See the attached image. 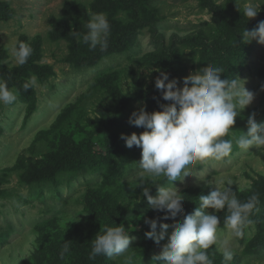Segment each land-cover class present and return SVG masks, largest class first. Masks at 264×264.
I'll list each match as a JSON object with an SVG mask.
<instances>
[{
	"label": "rangeland",
	"instance_id": "1",
	"mask_svg": "<svg viewBox=\"0 0 264 264\" xmlns=\"http://www.w3.org/2000/svg\"><path fill=\"white\" fill-rule=\"evenodd\" d=\"M132 1L0 0V5L7 4L11 10L0 19V79L17 95L12 104L0 103V264H98L103 257L89 259L92 241L103 228L120 225L132 238L131 249L121 256H104L107 264H127L129 256L131 264H153V255L160 254L167 238L160 245L147 239L145 233L151 229L145 220L162 218L165 213L154 211L148 205L143 189L150 188V194L156 197V186L167 187L169 181L159 177L154 184L146 176L147 181L137 184L131 177L138 170L142 149L137 146L130 149L122 140L120 154L111 148L110 137L115 132L120 138L122 134L139 135L145 131L131 125L129 119L141 108L148 112V103L138 100L124 111L123 99H117L115 94L128 99L142 89L155 86L159 75L156 70L164 65L160 51L165 47L186 38L201 40L203 30L210 33L207 36L210 39L223 37L225 45L218 47L211 61L225 60L226 51L233 54L237 60L234 65L240 68L237 79L254 94L253 102L236 117L234 135L247 134L248 117L253 113L257 123L264 124V44L251 42L250 49L237 53L234 38L227 39L219 30L217 17L220 14L216 15V10L209 7L201 8L198 1L138 0L155 8L141 18L148 24L139 29L136 41L128 50L111 54L94 65H80L77 57H73V51L79 49L81 42L75 45L66 39L55 40L53 19H68L69 6L76 10L74 16L78 8L81 9L80 19L85 21L86 13L111 16L113 3H118L117 21L125 22V27L130 28L135 16L124 7L133 6ZM212 1L219 8L229 7L230 2L242 7L244 2ZM252 2L260 6L258 15L264 14V0ZM239 13L241 20L244 19ZM153 23L156 24L153 26ZM207 24L209 29H205ZM20 41L31 45L33 54L29 61H33L36 68L13 62L10 49ZM192 49L182 47L177 75L166 71L170 74L169 80H179L180 87L185 77L202 69ZM224 67L221 68L224 70ZM229 74L227 67L221 76ZM33 75L37 77L33 88L36 97L28 99L15 85ZM34 105L37 109L30 114ZM116 108H122L125 115L118 127L110 125L112 109ZM67 111L71 118L57 126ZM84 138L87 154L94 157H87L74 169L66 164L56 168L59 165L56 158L72 162L73 157L69 158L64 147L69 139L80 142ZM231 138L230 135L228 139ZM188 169V177L172 182L184 200L183 215L161 219L160 223L183 222L185 215L199 207V196L213 190L191 175L193 172L203 171L201 179L204 180H223L224 186H229L227 182L231 180V188L242 202L257 194L255 184L264 177V149L259 151L253 147L245 152L234 144L229 157L189 165ZM244 181L249 183L244 185V191H239L238 183ZM95 200L104 203L105 208L93 207ZM208 211L219 216L220 211ZM222 212L227 215L226 209ZM259 219L264 222V207L257 212V222ZM220 220L222 223L223 218ZM219 227L223 228L221 224ZM171 230L170 227L169 233ZM226 232L224 229L220 233L221 238ZM65 242L69 243L70 250L61 258ZM81 244L87 245L89 250L85 251ZM232 247L234 257L229 264H264V223H252L246 228L244 239H234ZM208 254L213 264H225L219 247L213 246Z\"/></svg>",
	"mask_w": 264,
	"mask_h": 264
},
{
	"label": "clouds",
	"instance_id": "2",
	"mask_svg": "<svg viewBox=\"0 0 264 264\" xmlns=\"http://www.w3.org/2000/svg\"><path fill=\"white\" fill-rule=\"evenodd\" d=\"M235 4L247 21L255 19L261 10L252 0H244L242 7L239 3ZM85 27L86 33L72 32L78 43L87 45L89 50L108 47L111 25L105 13H91ZM240 35L244 44L253 40L264 44V21H260L251 31L245 28ZM32 54L31 45L25 41L18 42L10 49L13 62L20 66L25 65ZM156 71L159 75L155 79V88L161 91L164 101L171 103L161 104L162 111L148 113L141 108L133 112L129 123L145 131L139 135L122 134L120 137L128 148L137 146L142 149L138 170L131 179L137 184L147 180L155 184V179L159 177L169 181L167 187L155 185L158 191L156 197L150 194V188L143 189L148 205L154 211L165 213L162 218L145 220L151 229L145 233L147 239L160 245L167 238L160 254L153 255V264H213L208 254L213 246L219 247L223 261L229 264L234 257L232 241L243 238L245 229L253 223L250 216L259 202L257 194L242 202L237 192L232 190L231 180L227 182L229 186H224L223 180H204L201 179L203 171L193 172L191 175H195L198 181L206 182L213 190L208 195L199 196V207L192 214L185 215L183 222L169 225L160 223V220L183 215L184 200L172 182L188 177L189 165L229 157L234 144L245 152L253 147L259 151L264 149V124L257 123L255 113L248 117L247 134L236 137L233 131L236 117L253 102L254 94L237 78L221 79L224 70L211 64L185 77L182 88L178 86L179 80H169L167 72ZM36 85L37 77L33 75L23 83L22 88L27 91ZM16 99L15 90L0 79V103L12 104ZM230 135L231 139L226 138ZM146 176L149 179L146 180ZM248 183H238L239 191H244V185ZM209 209L215 212L226 209L223 228L219 227L220 217L209 212ZM170 227L172 230L169 233ZM224 229L227 232L221 238L220 233ZM131 242L132 238L123 225L105 227L92 241L89 259L124 255L131 249ZM69 250V243L65 242L61 258ZM126 260L127 264H131L132 257Z\"/></svg>",
	"mask_w": 264,
	"mask_h": 264
},
{
	"label": "trees",
	"instance_id": "3",
	"mask_svg": "<svg viewBox=\"0 0 264 264\" xmlns=\"http://www.w3.org/2000/svg\"><path fill=\"white\" fill-rule=\"evenodd\" d=\"M130 1V0H129ZM177 2H189L191 0H176ZM198 1L200 4L201 8H211L216 10V15L220 14L217 17V22L220 25V32L226 35L227 39L234 38L235 44L234 47L238 49L237 53H241L244 50L250 49L249 44H244L243 43V37L240 35L245 28H247L249 31L255 29L257 25L259 24L260 21H264V14L258 15L257 19H252L248 20L246 18L241 20L239 10L237 9V6L235 3L230 2L229 7H224V8H219L216 7L214 2L212 0H195ZM133 6H125L124 9L127 10L129 13H132V15L135 16L133 19V25L130 28L125 27V22H118L117 21V14H119L118 11H120V7L118 3H113V7L110 11L111 16H108L109 23L111 25V32H110V37L108 41V47L106 49H101L100 47H97L95 50H89L88 46L83 44L81 42V45L79 49H75L73 51V57H77V60L79 61L80 65L87 66V65H94L98 61H101L103 58L115 54V53H121L123 52L124 49H129L130 46L136 41L139 29L144 27L146 24V21L141 18H143V14H149V12L155 10V8L151 7L148 2L145 4L138 2V0H134L130 2ZM122 10V9H121ZM10 9L7 4L0 5V19H4V16H1L3 13H10ZM69 14H68V19L67 18H59V19H53L54 20V36L55 40H67L71 42L72 44L77 45V40L74 38L72 35V32L74 31H79L81 34L86 33L87 29L85 27V24L88 22L90 16L86 14L85 15V21H81V9L79 11L78 8V14L77 16H74L73 12L74 10L71 6H69ZM219 11V12H218ZM140 21L142 24H140ZM156 23H153V26ZM210 26L207 24L205 26V29H209ZM64 30V31H63ZM203 36V39L199 40V38H194V41L192 38H186L178 44L174 43L172 46L168 48L162 49L163 52V63L164 65L161 67L162 71H168L170 70L171 74H176L177 71L179 70V67L181 66V52H182V47H191L193 48L191 50L192 55L196 56L199 58V63L201 65V68H205L208 66V64H211L212 66L214 64L224 67V61H225V67L224 70L227 69L228 67V73L230 74L228 76H221V79H231V78H238V70L240 69L237 65H234V63L237 62L236 59H234V55L230 54L228 51L225 52V60H216L215 62L211 61V56H214L216 50H218V47H224V39L223 37H207L210 33H207L205 30L202 31L201 33ZM212 40V41H211ZM252 42H258L256 40H253ZM180 43V44H179ZM190 43H193L192 46ZM201 44L196 46L195 44ZM71 59V58H70ZM69 59V61H70ZM30 60V59H29ZM26 63L27 68H36V66L33 64V61H29ZM72 62V61H71ZM204 66V67H203ZM1 69V68H0ZM1 72V71H0ZM170 75V74H169ZM11 75V79H12ZM23 82L17 83L15 86L19 88L21 94H24L25 98L31 99L36 97V93L34 92L33 88L29 89L27 91H24L22 88ZM180 87V86H179ZM182 88V87H181ZM119 94V93H118ZM115 94L118 98L123 99V105L122 108H124V111L126 108H128L131 104L135 103L138 100H144L148 103V113H153L156 111H162V108L160 107L161 104H169L171 103L170 101H164L162 99V93L160 90H157L155 86L149 88L148 90L142 89L139 91V93L132 95L130 98L125 99L121 94ZM121 108V109H122ZM37 106H32L30 109V114L35 110L36 111ZM119 110L118 108L112 109L114 111L110 112L113 114L111 116L112 122L110 125H117L119 124L120 119L124 118L122 110ZM70 117V113L67 111L61 119L57 122V126L60 123L67 122ZM121 128V127H119ZM76 129V128H75ZM66 134V133H64ZM63 134V135H64ZM68 135V133L66 134ZM65 135V136H66ZM229 138V137H226ZM111 148L115 152H120L121 150V145H122V139L119 138V133L115 132L111 137ZM65 149L69 152L70 157L72 158V162L68 163L67 161L64 162L62 160H58L56 158V161L58 162L59 165L56 166V168H62L63 165L61 164H66L72 166L71 169H74L75 167H78L80 163H82L84 160L87 159V157H94V155H88V149H87V143L85 141V138L82 139L80 142H73L71 139L64 145ZM255 188L257 189V195L259 197V202L256 205V208L253 210L251 214V220L255 224L260 223L263 224L264 222L260 220L257 222V212H259L262 207H264V177L260 179L255 184ZM93 207L104 209V203L95 200L92 202ZM219 217H221L224 220V212L220 211L219 212ZM221 226L223 227V221L221 223ZM246 233V229H245ZM245 236V235H244ZM240 238L241 240L244 239ZM81 247L85 250L88 251V246L81 244ZM103 257L98 264H107L108 261L107 259L104 258V256H99ZM105 259V260H104Z\"/></svg>",
	"mask_w": 264,
	"mask_h": 264
}]
</instances>
